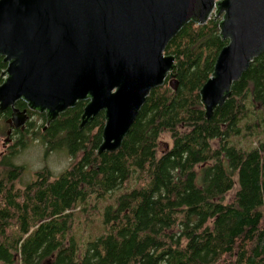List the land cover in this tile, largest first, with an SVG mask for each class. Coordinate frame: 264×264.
Instances as JSON below:
<instances>
[{
    "label": "trees",
    "instance_id": "16d2710c",
    "mask_svg": "<svg viewBox=\"0 0 264 264\" xmlns=\"http://www.w3.org/2000/svg\"><path fill=\"white\" fill-rule=\"evenodd\" d=\"M213 17L169 43L178 89L166 80L150 92L116 152L98 154L104 113L81 129L87 101L49 126L46 114L28 110L25 130H13L0 155V264H264V53L206 120L200 92L228 45ZM7 68L0 55V86ZM16 107L28 108L24 100ZM11 114L0 113V134ZM37 136L73 162L18 187L24 168L13 157ZM116 191L102 234L78 239L77 214Z\"/></svg>",
    "mask_w": 264,
    "mask_h": 264
},
{
    "label": "water",
    "instance_id": "95a60500",
    "mask_svg": "<svg viewBox=\"0 0 264 264\" xmlns=\"http://www.w3.org/2000/svg\"><path fill=\"white\" fill-rule=\"evenodd\" d=\"M213 14L223 16L228 45L200 92L206 120L264 53V0H0V55L8 64L0 113L12 110L5 147L13 130H25L28 110L46 114L49 126L87 101L81 129L104 113L98 154L116 152L150 92L166 80L178 89L169 43ZM20 100L26 110L17 109Z\"/></svg>",
    "mask_w": 264,
    "mask_h": 264
},
{
    "label": "rangeland",
    "instance_id": "374dc122",
    "mask_svg": "<svg viewBox=\"0 0 264 264\" xmlns=\"http://www.w3.org/2000/svg\"><path fill=\"white\" fill-rule=\"evenodd\" d=\"M215 14L212 15V17ZM222 17H219L222 21ZM211 18V17H210ZM217 19V20H219ZM8 69V68H7ZM6 77H4L5 81ZM0 125L3 126V122L0 121ZM34 139L29 137L28 146L23 149L19 154H16L13 157V163L17 166L24 168V174L21 177L20 181L17 182L18 187H24L27 184L31 183L37 174L42 170H49L53 174L52 177H58L62 172L69 168L70 164L73 162V158L68 155L67 151L55 150L47 151L46 146L43 143V140L39 138ZM7 136L4 133L0 134V155L5 152V141ZM162 140L167 143H171L170 136L164 134ZM121 191L114 192L107 200L99 201L97 203V208L89 209L87 213L77 214L81 217L80 221L75 225L77 231L78 239L81 236L85 239H95L99 237L103 232L104 225L102 224L103 216L105 212V207L109 204H116V197ZM235 190L231 191L226 196V201H231L234 197ZM121 195V194H120Z\"/></svg>",
    "mask_w": 264,
    "mask_h": 264
},
{
    "label": "flooded vegetation",
    "instance_id": "af4514ba",
    "mask_svg": "<svg viewBox=\"0 0 264 264\" xmlns=\"http://www.w3.org/2000/svg\"><path fill=\"white\" fill-rule=\"evenodd\" d=\"M12 135H13V132H12ZM11 135V144H13V142L15 141L14 139H13V136ZM5 151H8V147L6 148V150ZM0 160H1V158H0Z\"/></svg>",
    "mask_w": 264,
    "mask_h": 264
}]
</instances>
